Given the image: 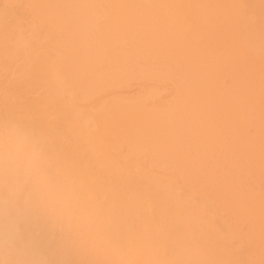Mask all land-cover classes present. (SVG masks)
I'll use <instances>...</instances> for the list:
<instances>
[{
    "label": "bare ground",
    "instance_id": "bare-ground-1",
    "mask_svg": "<svg viewBox=\"0 0 264 264\" xmlns=\"http://www.w3.org/2000/svg\"><path fill=\"white\" fill-rule=\"evenodd\" d=\"M0 133L54 264H264V0H0Z\"/></svg>",
    "mask_w": 264,
    "mask_h": 264
},
{
    "label": "clouds",
    "instance_id": "clouds-1",
    "mask_svg": "<svg viewBox=\"0 0 264 264\" xmlns=\"http://www.w3.org/2000/svg\"><path fill=\"white\" fill-rule=\"evenodd\" d=\"M48 204L34 139L0 133V264H54L62 246Z\"/></svg>",
    "mask_w": 264,
    "mask_h": 264
}]
</instances>
